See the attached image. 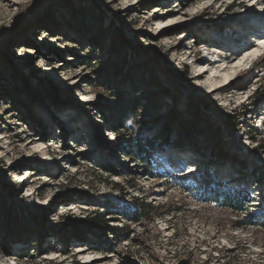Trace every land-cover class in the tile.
Masks as SVG:
<instances>
[{
	"label": "rangeland",
	"instance_id": "rangeland-1",
	"mask_svg": "<svg viewBox=\"0 0 264 264\" xmlns=\"http://www.w3.org/2000/svg\"><path fill=\"white\" fill-rule=\"evenodd\" d=\"M260 33L264 0H0V264H264ZM118 94L139 101L131 140L176 109L193 141L136 166L113 131ZM205 182L249 201L206 203ZM133 199L155 210L113 223L129 241L50 235Z\"/></svg>",
	"mask_w": 264,
	"mask_h": 264
},
{
	"label": "trees",
	"instance_id": "trees-1",
	"mask_svg": "<svg viewBox=\"0 0 264 264\" xmlns=\"http://www.w3.org/2000/svg\"><path fill=\"white\" fill-rule=\"evenodd\" d=\"M29 26L30 24H27L26 29ZM115 31L118 32V30ZM263 94L264 91L261 94H258V97H262ZM118 100L127 110L124 113H120L119 119L115 123L116 127L113 131L118 135V145L123 151V154L128 160H134L136 166H150L149 157L152 149L161 148V150H164L165 147L178 143V140L184 138L183 136L186 137L184 141H193V136L188 137L192 134V131L189 130V128L187 129L188 131L186 130V120L182 121L183 119L177 115L176 109L172 115H170L169 112L167 113L163 121V126L151 139L138 138L137 140H131L132 135L135 134V128L137 126L136 108L139 105V101L130 102L124 100L123 96L119 94ZM205 133H210V131H206ZM159 176L162 175L159 174ZM0 189H3L2 185H0ZM203 189L206 190L207 193L201 192L200 194L203 196L206 203H211L222 209H227L231 211V213L237 212L249 201L247 195H242L240 192H231L229 190L222 191L218 184L215 185L205 182L202 190ZM13 190L14 189L11 188L9 192H13ZM208 191H210V193H208ZM3 206H5V203H0V210ZM102 208L108 209V207L103 204ZM110 210L112 215H116V217L111 220L106 219V214L103 211L99 212L98 210H93L86 212V216H83L82 218L70 221V224L59 223L53 226L49 229L52 230L50 231L52 232L50 235H56L64 248H67L71 241H83L90 236L99 238V241H101L100 239H103L104 241H101V243H105L102 244L113 242L114 245H118L123 240L129 241L128 238L129 235L133 233V228L130 229L125 223L121 226H115L113 223L120 222L121 218H123L125 222H128L131 225L142 224L143 222L152 219V213L155 208L150 203L145 202V200L133 199L130 205L123 206L120 211L112 207H110ZM255 223L256 222H254V224ZM259 224L264 227V222H260ZM3 238H5V236ZM13 238L14 237L12 236L11 240ZM7 239L10 238L7 237ZM8 244H10V242H7L6 246Z\"/></svg>",
	"mask_w": 264,
	"mask_h": 264
},
{
	"label": "bare ground",
	"instance_id": "bare-ground-1",
	"mask_svg": "<svg viewBox=\"0 0 264 264\" xmlns=\"http://www.w3.org/2000/svg\"><path fill=\"white\" fill-rule=\"evenodd\" d=\"M256 21H258V20H256ZM259 23L261 24V22L259 21ZM240 35H242V34H240ZM258 35H264V33H260V34H258ZM241 37V36H240ZM243 38V37H242ZM253 41H254V43H256L257 44V46H262V48H264V43H262V41L261 40H259V39H256V37L255 38H253ZM211 42V41H210ZM240 44V43H239ZM245 43L243 44V43H241L240 44V47L239 48H242V49H244L245 48ZM243 53L245 54V53H248V51H246V50H244L243 51ZM242 53V54H243ZM241 55V54H240ZM254 54H252V55H249V57L248 58H251L252 56H253ZM208 64V63H207ZM210 64V63H209ZM226 67V66H225ZM227 68V67H226ZM226 68H224V69H226ZM214 91L215 90H213L212 92H211V94L212 93H214ZM188 173H189V171H188ZM80 208H83V207H80ZM80 251H83V250H80ZM79 251V252H80Z\"/></svg>",
	"mask_w": 264,
	"mask_h": 264
},
{
	"label": "snow or ice",
	"instance_id": "snow-or-ice-1",
	"mask_svg": "<svg viewBox=\"0 0 264 264\" xmlns=\"http://www.w3.org/2000/svg\"><path fill=\"white\" fill-rule=\"evenodd\" d=\"M253 2H255V0H253Z\"/></svg>",
	"mask_w": 264,
	"mask_h": 264
}]
</instances>
